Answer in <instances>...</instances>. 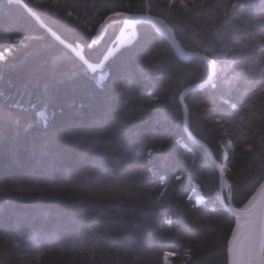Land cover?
<instances>
[{"label": "trees", "instance_id": "1", "mask_svg": "<svg viewBox=\"0 0 264 264\" xmlns=\"http://www.w3.org/2000/svg\"><path fill=\"white\" fill-rule=\"evenodd\" d=\"M22 1L92 64L114 46L119 23L97 44L91 39L108 11L101 6L119 0ZM148 2L150 9L132 0L131 12L162 19L183 52H211L217 61L209 84L184 102L190 133L224 164L231 204L241 207L257 157L246 151L254 120L245 108L247 82L233 91L220 87L221 66L235 55L231 42L207 46L216 29L204 23L203 10L187 14L178 5ZM253 2L258 9L262 0ZM6 48L14 51L0 61V111H12L19 123L0 124V264H227L235 219L222 206L214 165L184 131L179 102L184 88L205 81L203 61H181L140 22L131 41L90 73L21 5L0 0V52ZM162 83L167 91L153 101L149 93L160 94ZM251 88L259 90L256 83ZM17 101L25 110L9 108ZM255 111H264V94ZM162 141L163 149L149 155ZM195 188L199 201L190 196Z\"/></svg>", "mask_w": 264, "mask_h": 264}, {"label": "snow or ice", "instance_id": "2", "mask_svg": "<svg viewBox=\"0 0 264 264\" xmlns=\"http://www.w3.org/2000/svg\"><path fill=\"white\" fill-rule=\"evenodd\" d=\"M44 2L46 0H35L37 4ZM51 2L55 4L58 0H51ZM160 2L169 8L178 5L187 14L199 15L203 10L204 23L208 27L216 29V40H209L207 46L226 45L231 42L232 47L229 48V51L235 53L231 64L221 66L224 75L219 77L220 87L226 91H233L244 87L245 82L248 84L247 92L250 94V99L245 108L254 120L247 125L249 132L246 138L251 140V143L246 144V151L257 157V160L254 161L256 169L248 172V176L251 177L249 183L253 187L247 202L241 207L226 205L228 210L235 216V227L232 228L231 237L227 240V264H264V176L261 175V173H264V111L259 114L255 111L260 94H264V86H260L264 85V0H262L258 9L253 0H228L227 3H224L223 0H220L219 3H212L211 0H160ZM93 6H96L95 3ZM143 6L151 8L148 0H142L141 7ZM101 7L108 9L103 17V22L99 26L101 29L110 23L123 22L131 26L132 22L141 19V17H137L131 12L132 0H127V2L119 0V3L106 2ZM220 10H222V15ZM67 15L72 16V12H68ZM156 23L162 26V30L172 32V29L164 24L162 20L156 21ZM26 39V37L20 39L19 43H25ZM258 48L260 51H257ZM13 51L11 48H6L5 51L0 52V61H7ZM209 55H212V53L200 56L199 59L216 65L217 61L214 59L209 60ZM252 83L257 84L258 91L251 88ZM165 91L167 89L162 83L160 94L153 91L149 95L152 96L153 101H160L162 93ZM186 91L187 89H185ZM7 99L5 98V101ZM180 100L183 103V92L180 94ZM29 104H31V101H29ZM32 107L36 106L33 105ZM9 108L25 110L22 101L9 105ZM184 111L187 114V104H184ZM40 115L43 116L42 113ZM239 119L243 121L245 116H240ZM8 122L19 123L18 120L14 119L12 111H0V124ZM218 122L219 120H217ZM253 134H255V138H253ZM163 147L162 141L159 145L149 148L148 153L150 155L158 148L163 149ZM227 147L235 150L232 140L228 141ZM249 167L251 168V165ZM223 171L224 168L222 167L221 172L223 173ZM176 178L180 179L179 176ZM257 181H259V186L255 187ZM31 190L29 189V191ZM100 191H103V189H100ZM114 191L117 193L123 192L124 188L114 189ZM128 194L129 196H135L131 192ZM161 195H163V192H161ZM232 199L233 195L230 190L227 200L232 201ZM172 223L169 218L168 225L172 226ZM201 246L202 242L196 245L197 248ZM194 250L190 247L185 254L191 257ZM94 253L95 250H93ZM168 255H172V253H168Z\"/></svg>", "mask_w": 264, "mask_h": 264}, {"label": "water", "instance_id": "3", "mask_svg": "<svg viewBox=\"0 0 264 264\" xmlns=\"http://www.w3.org/2000/svg\"><path fill=\"white\" fill-rule=\"evenodd\" d=\"M8 1H11V2H15V3H18L19 5L22 6V8L25 10V12L38 24L39 27H41L48 35H50L58 44H60L65 50L69 51L71 54H73L76 58L79 59V61L87 68V70L90 72V73H94L95 70H98L102 67V65L105 63L106 60H108L116 51H118L124 44L128 43V42H124V38H125V32L127 30V24L121 22L120 23V29L118 31V34L117 36L115 37L114 41H113V44L114 46L112 48H110L104 55L103 57L101 58L100 62L97 63V64H92L90 62H88L87 60H85V58L83 57L82 53H81V48L78 46V47H73L72 45L68 44L67 42H65L64 40H62L55 32H53L49 27H47L42 21L41 19L22 1V0H8ZM136 15L137 17H141V19H137L135 20L134 22H132L131 24V27L133 29H135V26L140 23V22H145V23H148L149 25H151L155 31H157L158 33H160L165 39L166 41L171 45L173 51L175 52V54L177 55V57L181 60V61H188V60H191V59H198V60H201L199 59L200 56H205V55H202L200 53H183V54H179L176 50V45H177V42L174 38V35H173V32H167V31H164L162 30V26L161 25H158L156 23V21H161L162 19L158 18V17H155V16H151L149 14H134ZM163 21V20H162ZM164 22V21H163ZM164 24H166L164 22ZM169 27V26H168ZM170 28V27H169ZM211 60V59H209ZM202 61V60H201ZM209 68V71H208V75H207V78L205 79L204 82L202 83H196V84H193V85H190V86H187L186 88H184L181 93L183 92L184 93V98L187 94L193 92V91H196V90H199V89H202L204 88L206 85H208V83L211 81L212 79V76L214 74V65L211 64V63H207L205 61H203ZM94 69V71H93ZM185 89H187V91L185 92ZM180 93V94H181ZM179 102H180V105L182 107V113H183V126H184V131L185 133L187 134V136L195 143L197 144L198 146H200L204 151L205 153L207 154L209 160L211 161V163L214 165L217 173H218V177H219V182H218V188H219V194H220V198H221V203H222V206L223 208L229 213L231 214L234 219H235V216L232 212H230L228 210V207H226V205H231V202L230 201H226L223 199V196H222V193H223V185L227 183L226 181V178H225V167L223 165V163H219L214 155L212 154L211 150L208 148V146L194 138L190 131H189V123H188V112L187 114H185V111H184V104L185 102L183 101V103L181 102L180 100V95H179ZM224 168V171L223 173L221 172V168ZM232 207V206H231ZM235 227V223L233 225V228ZM232 230V229H231ZM231 237V232H230V235H229V238L230 239ZM227 247V245H226ZM226 254H227V250H226Z\"/></svg>", "mask_w": 264, "mask_h": 264}, {"label": "bare ground", "instance_id": "4", "mask_svg": "<svg viewBox=\"0 0 264 264\" xmlns=\"http://www.w3.org/2000/svg\"><path fill=\"white\" fill-rule=\"evenodd\" d=\"M111 24V23H110ZM110 24H108L105 28H103V29H101L99 26H98V28L96 29V32H95V35L93 36V40L94 41H97L102 35H103V33H104V30L110 25ZM127 27H129V25L127 24ZM176 50H177V52L179 53V54H183V53H185V52H183L181 49H180V47L178 46V44L176 45ZM213 77V76H212ZM207 78V77H206ZM204 82V81H203ZM200 83H202V82H200ZM209 84V83H208ZM190 131V130H189ZM192 135V134H191ZM193 136V135H192ZM194 137V136H193ZM195 138V137H194ZM224 165V164H223ZM225 167V166H224ZM227 189H228V186H227V183L226 184H224L223 185V193H222V196H223V199L224 200H226L227 201V197H228V192H227ZM227 192V193H226ZM219 196H220V194H219ZM225 196H226V199H225ZM197 197V190H196V188L192 191V193H191V198H196ZM197 199H198V201L200 200V197L198 196L197 197ZM221 199V198H220ZM225 201V202H226ZM231 202V201H230ZM231 206H232V204H231ZM233 207V206H232Z\"/></svg>", "mask_w": 264, "mask_h": 264}, {"label": "rangeland", "instance_id": "5", "mask_svg": "<svg viewBox=\"0 0 264 264\" xmlns=\"http://www.w3.org/2000/svg\"><path fill=\"white\" fill-rule=\"evenodd\" d=\"M112 24V23H111ZM120 24V23H119ZM119 29H120V27H119ZM118 34V33H117ZM133 34H134V29L131 27V26H129L128 28H127V30H126V32H125V38H124V42H130L131 41V39H132V37H133ZM117 36V35H116ZM102 37V36H101ZM100 37V38H101ZM100 38L97 40V41H94L93 40V38L91 39V43L92 44H97L98 42H99V40H100ZM79 45H77L76 47H78ZM74 47V46H73ZM80 47V46H79ZM81 48V47H80ZM81 50H82V48H81ZM69 52V51H68ZM228 191V190H227ZM227 193V192H226ZM191 196V195H190ZM197 197H198V195H197ZM197 197L196 198H194L195 200H198L197 199Z\"/></svg>", "mask_w": 264, "mask_h": 264}]
</instances>
